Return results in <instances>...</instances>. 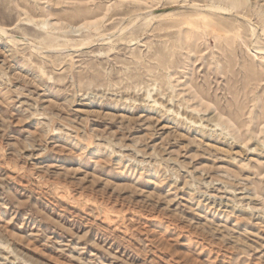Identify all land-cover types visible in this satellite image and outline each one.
Returning <instances> with one entry per match:
<instances>
[{
    "label": "rangeland",
    "instance_id": "1",
    "mask_svg": "<svg viewBox=\"0 0 264 264\" xmlns=\"http://www.w3.org/2000/svg\"><path fill=\"white\" fill-rule=\"evenodd\" d=\"M0 26V264H264V0H0Z\"/></svg>",
    "mask_w": 264,
    "mask_h": 264
},
{
    "label": "bare ground",
    "instance_id": "2",
    "mask_svg": "<svg viewBox=\"0 0 264 264\" xmlns=\"http://www.w3.org/2000/svg\"><path fill=\"white\" fill-rule=\"evenodd\" d=\"M209 4V3H208ZM211 4V3H210ZM210 7L220 11V12H229L232 11L230 7L225 6L223 4H211ZM154 12L153 10H146V11H141L140 13H134L131 16H129L128 18H131L132 20H134L135 22L139 19H150L152 17H154ZM127 18V19H128ZM248 19V18H246ZM54 24H58V22H53L50 19L46 18L43 20V26L44 27H52ZM133 24V23H132ZM131 24V25H132ZM129 26V25H128ZM84 24H81L79 26H64L62 27V30L66 33H71V34H78L80 32V30L82 28H84ZM125 26L121 25L119 27V29L114 32L113 34H107L104 35L102 37H98V38H94V39H84L81 43V45L76 46L77 48L79 47H83L85 45H90V44H95L96 42H98V40L103 39V43H108L112 40L113 35H117L119 33H122L125 30ZM128 28V27H127ZM83 31V30H82ZM252 34H256L257 29L255 26H252ZM8 29H6L3 26H0V37H4V35H9L8 34ZM11 39L18 42V43H26L28 44L33 51L38 52V53H44L46 50H51V51H60L62 49H65L66 47H61V46H51V47H45L43 44L41 43H37L36 41L32 40L31 38L27 37L26 35H22V36H15L11 34ZM257 50L264 52V47L263 46H254Z\"/></svg>",
    "mask_w": 264,
    "mask_h": 264
}]
</instances>
